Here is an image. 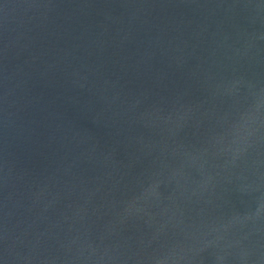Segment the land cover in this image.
<instances>
[{
    "label": "water",
    "instance_id": "1",
    "mask_svg": "<svg viewBox=\"0 0 264 264\" xmlns=\"http://www.w3.org/2000/svg\"><path fill=\"white\" fill-rule=\"evenodd\" d=\"M0 264H264V0H0Z\"/></svg>",
    "mask_w": 264,
    "mask_h": 264
}]
</instances>
